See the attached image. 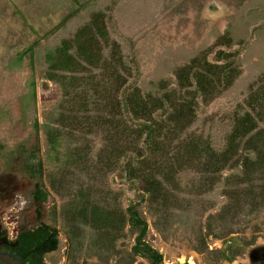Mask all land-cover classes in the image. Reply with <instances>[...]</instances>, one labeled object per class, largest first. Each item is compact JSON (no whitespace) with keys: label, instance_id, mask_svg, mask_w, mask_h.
I'll use <instances>...</instances> for the list:
<instances>
[{"label":"rangeland","instance_id":"374dc122","mask_svg":"<svg viewBox=\"0 0 264 264\" xmlns=\"http://www.w3.org/2000/svg\"><path fill=\"white\" fill-rule=\"evenodd\" d=\"M99 12L106 14L109 36L131 69L126 87L137 86L144 94L178 88L177 73L193 58L206 55L221 64L220 51L235 53L239 76L210 104L199 100L195 122L174 134L176 143L193 134L203 146L223 151L235 116L264 78V0H0L2 222L13 233L55 228L59 247L46 254L48 264H119L135 237L126 236L129 228L120 219L108 218L112 209L133 205L147 222V241L163 255V264H224V251L247 259L254 242L264 243V211L238 218L234 227L241 232L222 239L206 229L208 216L227 202L224 178L233 171L216 182L176 150L169 161L153 155L162 166L146 177L156 180L151 188L144 169L135 180L129 178L127 163L134 155L106 165L107 141L99 127L80 134L73 122L68 129L75 94L72 90L64 98L63 87L49 76L46 53ZM226 33L232 46L220 39ZM35 42L30 55L26 49ZM37 185L48 193L40 206L34 198ZM133 264L151 263L137 257Z\"/></svg>","mask_w":264,"mask_h":264},{"label":"trees","instance_id":"16d2710c","mask_svg":"<svg viewBox=\"0 0 264 264\" xmlns=\"http://www.w3.org/2000/svg\"><path fill=\"white\" fill-rule=\"evenodd\" d=\"M229 37L226 33L220 39L225 45L232 46ZM37 45V42L33 43L26 51L34 54ZM217 59L223 63L209 62L206 55L193 58L178 71V88L166 90L162 95L144 94L137 86L129 89L126 76L131 75V69L121 46L109 36L104 12L92 15L88 23L71 38L49 50L45 58L51 70L49 76L63 87L64 98H68L72 90L75 94L72 105L76 107L67 112L73 114L68 129L75 122L81 128L80 134L94 125L105 132L106 165L129 153L134 155L127 163L129 178L135 180L141 169H144L142 177L146 178L162 166L153 160V155L169 161L179 150L186 152L202 172L216 182L221 180L223 173L233 171L224 178L223 196L227 202L217 213L208 216L206 224L207 235L222 239L241 232L234 227L238 218L252 217L264 211V127L260 126L264 123V78L253 88L245 107L235 116L223 151L218 153L203 146L193 134L176 143L174 134L184 133L195 122L199 100L210 104L239 76L235 53L220 51ZM76 85L80 87L75 88ZM84 113L86 115H82ZM156 113L159 117H155ZM71 130L72 134L77 132ZM143 144L145 148L141 146ZM172 144L178 148H172ZM146 152L149 155L146 156ZM150 179L146 178L153 188L156 180ZM212 188L210 186L209 190ZM34 198L40 206L46 202L48 193L37 185ZM113 202L117 204L116 200ZM110 213L113 215L108 219L112 222L120 219L122 227L129 228L126 236L135 237L134 245L126 250L123 263L119 264H133L137 257L145 258L151 264H163V255L147 241L148 224L136 206L125 210L117 207ZM217 222L221 224L217 226ZM255 231L260 232L261 227H256ZM26 236L41 255L59 247L58 231L48 225H41ZM117 236L114 235L115 240ZM114 239L107 247L110 256L114 254ZM106 259L109 261L110 257Z\"/></svg>","mask_w":264,"mask_h":264},{"label":"flooded vegetation","instance_id":"af4514ba","mask_svg":"<svg viewBox=\"0 0 264 264\" xmlns=\"http://www.w3.org/2000/svg\"><path fill=\"white\" fill-rule=\"evenodd\" d=\"M34 229L13 233L5 226L0 216V264H10L11 262H21L22 264H48L46 254L41 255V251L33 249L27 233ZM35 244V242H34ZM248 251L247 259H242L241 254H223L224 264H264V243L252 244ZM245 255V254H244ZM187 264V263H185Z\"/></svg>","mask_w":264,"mask_h":264},{"label":"water","instance_id":"95a60500","mask_svg":"<svg viewBox=\"0 0 264 264\" xmlns=\"http://www.w3.org/2000/svg\"><path fill=\"white\" fill-rule=\"evenodd\" d=\"M10 264H22L21 262H11Z\"/></svg>","mask_w":264,"mask_h":264}]
</instances>
